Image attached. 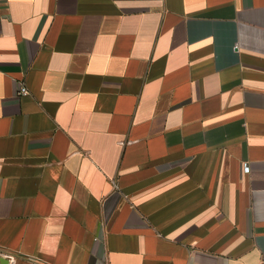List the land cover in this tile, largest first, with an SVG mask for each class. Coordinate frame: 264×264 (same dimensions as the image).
<instances>
[{
    "label": "crops",
    "instance_id": "0c3cea01",
    "mask_svg": "<svg viewBox=\"0 0 264 264\" xmlns=\"http://www.w3.org/2000/svg\"><path fill=\"white\" fill-rule=\"evenodd\" d=\"M0 249L264 264V0H0Z\"/></svg>",
    "mask_w": 264,
    "mask_h": 264
},
{
    "label": "built area",
    "instance_id": "2783aa9c",
    "mask_svg": "<svg viewBox=\"0 0 264 264\" xmlns=\"http://www.w3.org/2000/svg\"><path fill=\"white\" fill-rule=\"evenodd\" d=\"M20 93L22 94H27L28 93V88L24 85H22L21 89H20ZM244 170L245 171H249L250 170V165L246 162L244 163ZM0 255H3L7 258H9L10 260H13L15 253H13L12 251H6L3 249H0Z\"/></svg>",
    "mask_w": 264,
    "mask_h": 264
},
{
    "label": "water",
    "instance_id": "95a60500",
    "mask_svg": "<svg viewBox=\"0 0 264 264\" xmlns=\"http://www.w3.org/2000/svg\"><path fill=\"white\" fill-rule=\"evenodd\" d=\"M1 261H2V263H6L7 262V259L6 258H3V259H1Z\"/></svg>",
    "mask_w": 264,
    "mask_h": 264
}]
</instances>
